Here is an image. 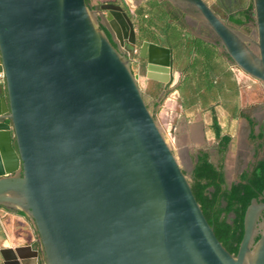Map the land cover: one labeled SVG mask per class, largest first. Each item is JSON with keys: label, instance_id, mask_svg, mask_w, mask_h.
Returning a JSON list of instances; mask_svg holds the SVG:
<instances>
[{"label": "water", "instance_id": "1", "mask_svg": "<svg viewBox=\"0 0 264 264\" xmlns=\"http://www.w3.org/2000/svg\"><path fill=\"white\" fill-rule=\"evenodd\" d=\"M171 1L264 83V0H252V35L206 0ZM102 8L117 10L119 24L104 17L119 45L85 0H0V206L29 220L41 264H264V189L228 251L131 69L130 17ZM140 56L167 90L170 48L143 40Z\"/></svg>", "mask_w": 264, "mask_h": 264}, {"label": "rangeland", "instance_id": "2", "mask_svg": "<svg viewBox=\"0 0 264 264\" xmlns=\"http://www.w3.org/2000/svg\"><path fill=\"white\" fill-rule=\"evenodd\" d=\"M102 1L104 0H91L90 2L96 4V7L94 8L95 12L103 15V12H100L98 6ZM116 1L120 5L122 4L121 0ZM148 1L149 0H125V6L130 10L136 34L138 35L134 52L135 50H138L143 39L165 44L167 42L161 36L163 35L164 30L161 28L163 25L162 19L159 20L156 18V21L152 25L143 23V27L145 28L144 34L140 33L137 29V14L139 15V13H137L135 9L139 8L142 13L146 14L148 17L150 16L149 11H154L153 9H150L151 6ZM217 2V0H208V4L211 8L228 21L226 16L227 11L223 12ZM251 4L252 0H243L241 6L245 7L246 12L250 13V18L252 19L253 8L251 7ZM238 6H240V4L236 6L232 5V9H235ZM103 20L105 21V19ZM229 23L236 25L237 29L244 34L252 35L253 33V27L251 26L252 20H247L246 23L241 25L231 22ZM178 24L181 26V28H178L179 32L184 35L181 36V39L185 40L184 37L188 38L192 36L191 33H188L183 29V20L178 22ZM158 32L161 35L158 34ZM140 34H142V36H140ZM205 37L213 38L214 35L212 34L210 36L209 34ZM170 45H173L174 47L172 62L174 72L172 81L167 90H157L156 84H154L156 80L150 79L146 76L145 60H140L137 53L133 54V59L130 63L131 69L137 75V81L142 90L147 106L155 116L158 126L165 139L170 144L181 168L185 170V174L190 182L193 180L191 155L196 152L198 147L211 149L214 144L212 130L211 127H209V124H207L204 129L205 135L201 137L199 129L197 131L192 129V123H195V121L198 122L200 117L209 123L211 116L214 114L221 125V131L230 134V141L227 150L223 152V155L222 153H219L218 155L210 156V159L217 162L222 158L226 176L231 179L235 177L238 165L242 160L239 158L238 151L239 149L245 150V146L247 148L248 145L246 139L247 124L243 116H240L239 118L231 117V112L228 109L229 103L224 100L223 92H225V96L228 97L231 90L236 88L237 93L234 95V98L235 103L240 106V109L248 112L252 117L258 116L264 119V83L251 77L248 73L238 68L224 50L217 46L216 49L218 55L217 59H215V68L211 73V78L216 84L222 82L224 91L222 90L221 93L217 94L215 96L216 99L210 97L204 102L203 99H201L199 95L196 96L191 89L192 84L199 79L200 75L199 71L195 72L189 66L194 53H189L188 49H183V47L177 42L171 41ZM198 68L199 66L197 69ZM186 78H188V80H186ZM217 88L218 87L216 86L215 89ZM242 145H244V147ZM248 156L249 155L245 156V158ZM2 221L7 223L4 225V230L7 235H5V238L0 237V247H2L3 254L5 255L3 257L0 253V264H26L24 255H27L28 253H31L35 259L38 258L37 255L35 256V254H33L34 251L37 250V242L29 220L20 214L4 212V210L0 209V223ZM24 244L28 245L25 246ZM38 264H41V262Z\"/></svg>", "mask_w": 264, "mask_h": 264}, {"label": "trees", "instance_id": "3", "mask_svg": "<svg viewBox=\"0 0 264 264\" xmlns=\"http://www.w3.org/2000/svg\"><path fill=\"white\" fill-rule=\"evenodd\" d=\"M86 3L91 7L90 1L85 0ZM148 3L151 6L149 11L150 16L142 13L139 8L135 11L137 14L138 31L144 34L145 28L143 23L154 24L155 19H159L157 11L158 2L157 0H149ZM252 7V4H251ZM149 9V10H150ZM245 15H235L229 20L235 24H244L245 21L251 20L250 13ZM160 20V19H159ZM142 36V34H140ZM184 36L178 29L171 33L169 38L166 40L168 45L171 46V41L179 43L183 49H188L189 53H194L189 66L193 71H199V79L192 84V92L196 96H200L203 101H207L210 97L216 99V95L221 93L223 90V84L220 82L216 84L211 78V73L215 68V59H217V44L205 41L203 39L191 37H184L185 40L181 39ZM163 40V39H162ZM162 43V42H160ZM176 45V44H175ZM187 47V48H185ZM199 68L197 69V67ZM188 80V78H186ZM216 86L218 87L217 89ZM219 90V91H217ZM230 90V89H229ZM224 91V90H223ZM236 88L231 90L228 97L223 92L224 100L229 103V111L235 115L238 109L237 103H235L234 95H236ZM230 101V102H229ZM227 106V107H228ZM213 128L216 134L220 133L219 123L213 118ZM230 140V136L224 135L222 137V144H226ZM193 180L191 181V188L196 197L200 207L207 218L210 225H212L216 237L222 242L225 248L236 253L239 241L243 232V214L246 206L250 202V199L255 197L254 188L261 190L264 188V161L259 163V166L253 173V176L247 177L245 174L241 177L238 182L231 185L229 191H226L223 195L225 200V206L223 208H216V205L223 196L220 194V186L223 182V174L219 165L214 164L207 153H199L196 155L193 168ZM245 180L248 183H245ZM212 187V190L210 189ZM22 214V212L19 211ZM229 213H234L235 217L230 219Z\"/></svg>", "mask_w": 264, "mask_h": 264}, {"label": "flooded vegetation", "instance_id": "4", "mask_svg": "<svg viewBox=\"0 0 264 264\" xmlns=\"http://www.w3.org/2000/svg\"><path fill=\"white\" fill-rule=\"evenodd\" d=\"M218 5L220 6V8L223 10V12L227 11V19L229 22H231L229 19L235 15H245V17L247 16V12L245 10L244 6H241L243 0H217ZM122 4L120 5L116 0H104L102 2H100L98 4L99 8H100V12H103V15L101 13H98V18L100 20V23L102 25V27L105 29V31L107 32L108 36L112 39H114L115 43L117 45H119L118 40L114 37V32L112 30V27L109 23V21L104 17V15L109 14L110 16H112L114 22L116 21L118 23V14L113 13V11H117L114 8H102L103 4H116V5H120V11L121 12H125L131 19L132 23H133V28H134V36H135V45H136V39H138V35L136 34V29H135V25H134V21L132 20V16L130 13V10L127 9V7L125 6V0H121ZM159 4L157 6V11L159 14V19L163 20V25L161 26L162 30H163V35H161L159 32L158 34H160L163 39H165V41L169 38V36L171 35V33L175 32L176 29L181 28V26L178 24V22H181V20H183V24H184V28L185 31H187L188 33H191L193 37L195 38H199V39H203V36H207L210 34V36L213 34L212 31L201 21H199L196 17H194L192 14L196 13V10L192 9L190 5L188 4H183L182 6H179V4L174 3L171 0H158L157 1ZM206 2L208 3V0H206ZM237 8L232 9V5H239ZM90 5L92 8L96 7V4H92L90 2ZM187 5V6H186ZM211 7V6H210ZM119 11V10H118ZM216 12V11H215ZM217 13V12H216ZM105 19V21L103 20ZM247 21H245L244 23H246ZM232 23V22H231ZM190 27V28H189ZM112 30V31H111ZM120 33L121 36L124 35V32L122 29H120ZM129 34V32H127ZM116 39V40H115ZM144 40V39H143ZM142 40V41H143ZM141 41V42H142ZM149 41V40H148ZM206 41V40H205ZM158 44L161 45H165L167 47L170 48L171 50V61L173 62V49L166 43H160V42H156ZM141 45V43H140ZM140 45L138 50H135V54L137 53V55L140 57V60H145V66L147 67V59L146 56H140ZM135 48V47H134ZM154 84H156L157 90L162 91L164 90V84H162L159 81H155ZM170 86V84H169ZM168 86V88H169ZM236 116L240 117L243 116L244 120L246 121L247 124V141H248V145L247 148L245 146V150L239 149L238 154H239V158L242 159L241 163L238 165L235 177L229 179L226 176V173L224 171V166H223V161L222 158H220V160L217 161L216 165H219L223 174V182L221 183V188H220V194L223 196L222 198H220V201L218 202V204L216 205V208H223L225 206V200H224V193L226 191H229L231 188V185L235 182H238L241 177L245 174L247 177H251L253 176L254 171L256 170V168L259 166V163L264 161V119L258 116H254L252 117V115H250L248 112L243 111L240 109V107L237 109L236 112ZM232 117V116H231ZM213 118L216 119L215 115L213 114V116H211V120H210V126H211V130H212V137H213V147L211 149H206L203 147H198L196 152L193 153L191 156V160H192V166H191V171L193 172V168H194V161L196 159V155H198L199 153H207V155L213 156V155H218L219 153L225 152V150H227L228 147V143L226 144H222V137L224 135H228L230 136L229 133H222V131L220 130L219 134H216L214 128H213ZM233 118V117H232ZM217 120V119H216ZM244 147V145H242ZM248 149V150H246ZM249 155L247 158H245V156ZM185 172V170H184ZM210 189L212 190V187H210ZM264 189V188H263ZM261 190H258L256 188H254V192H255V197H258ZM0 209L4 210V212H9V213H17L20 215H23L21 213H19V211H14V210H8L5 209L3 207L0 206ZM24 216V215H23ZM228 217L231 219H233L235 217L234 213H229ZM264 218V208L261 211L260 214V220ZM38 258H34V257H30V259H26V264H38L39 262H41L40 256L39 254H37Z\"/></svg>", "mask_w": 264, "mask_h": 264}, {"label": "crops", "instance_id": "5", "mask_svg": "<svg viewBox=\"0 0 264 264\" xmlns=\"http://www.w3.org/2000/svg\"><path fill=\"white\" fill-rule=\"evenodd\" d=\"M173 51V50H172ZM240 106L238 105V108H239ZM213 109V108H212ZM231 116L233 117V118H239V117H237L236 116V114L235 115H233L232 113H231ZM217 119V118H216ZM217 122L219 123V121H218V119H217ZM193 124V130H200V136L201 137H203L204 135H205V128H206V126H207V124H209V127H211L210 126V122L208 123L206 120H203L201 117H200V119H199V121L198 122H196L195 121V123H192ZM219 126H220V130H221V125H220V123H219ZM199 132V131H198ZM222 133H226L225 131H222ZM196 138H197V136H196ZM212 139H213V137H212ZM210 158V157H209ZM196 160V159H195ZM211 160V159H210ZM212 161V160H211ZM214 164H217V162H214V161H212ZM23 216V215H22ZM5 224H7V223H4L3 221L0 223V237H2V238H5V235H7V233H5ZM6 240V239H5ZM25 246H27L28 244H24ZM4 248V247H3ZM3 249H2V247H0V253H1V255L4 257L5 255L3 254V251H2ZM25 256V259H30V257H33V255H31V253H28L27 255H24ZM23 256V257H24ZM35 258V257H34ZM36 264V263H35Z\"/></svg>", "mask_w": 264, "mask_h": 264}]
</instances>
